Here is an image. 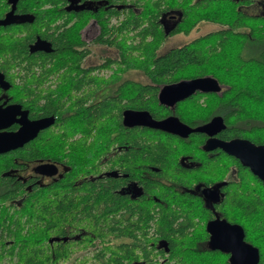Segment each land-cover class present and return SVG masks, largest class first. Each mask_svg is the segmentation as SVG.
I'll list each match as a JSON object with an SVG mask.
<instances>
[{"label":"trees","instance_id":"1","mask_svg":"<svg viewBox=\"0 0 264 264\" xmlns=\"http://www.w3.org/2000/svg\"><path fill=\"white\" fill-rule=\"evenodd\" d=\"M135 4L139 11L136 14L129 10L124 12L118 23L108 22L113 9H109L106 17L103 13L96 17L100 32L95 41L113 45L118 53L116 59L110 57L103 63L108 67L116 62L118 67V72L103 77L104 85L116 83L115 90L120 94L88 108L90 131L95 138H100L101 133L105 138L120 133L122 138L133 139L131 153L137 155V162L151 163L154 172L167 173L170 180L178 177L185 185L193 180H226L220 187L221 197L215 203L216 213L243 228L245 240L258 249L257 264H264V183L248 167L218 149L214 162L201 158V171L189 170L180 166V157L200 153L204 157L206 153L199 146L203 133L180 137L148 127L128 128L121 122V111L125 108L146 109L153 117L172 113L189 126L220 115L226 124L220 137H241L255 144L264 143V14L247 16L228 1L216 2L215 6L209 0H135ZM164 4L175 5L182 12L178 27L168 33L157 24ZM86 20L76 25L70 34L45 35L58 55L69 54L76 65L81 53L84 54L79 28ZM201 20L226 26L159 52L168 35L188 33ZM246 26L248 31H243ZM14 45L26 52L25 40H17ZM130 69L139 71L145 80L122 78ZM202 75L216 78L220 91L194 93L171 110L158 103L157 93L162 85ZM94 152L90 148L89 155ZM2 182L0 179V186ZM171 188L172 184L165 187L168 194L162 195L163 189L154 186L155 199L160 197V202L150 209L137 210V219L127 225H118L114 218L108 219V215L101 217L98 208L89 209L88 221L74 222V236L68 239L65 212L71 200L65 196L59 200L63 207H57V215L47 207L21 205L25 216L0 219V236L6 235L0 239V264H229L225 252L213 250L207 244L205 221L212 216L210 209L189 194ZM13 197V192L0 190V203ZM49 200L48 195L31 193L22 203ZM35 211L46 213L40 217ZM110 211L113 209L105 212ZM122 235H126L125 241L119 244L118 237ZM53 237L58 240H51ZM137 245L140 250L133 248ZM77 250L91 252L70 253Z\"/></svg>","mask_w":264,"mask_h":264},{"label":"flooded vegetation","instance_id":"2","mask_svg":"<svg viewBox=\"0 0 264 264\" xmlns=\"http://www.w3.org/2000/svg\"><path fill=\"white\" fill-rule=\"evenodd\" d=\"M209 1L213 6L216 2L226 1L236 4L237 10L247 16L264 14V0ZM109 9L114 10V14L108 16V22L113 24L118 23L128 10L136 14L139 6L135 4V0H0V72L7 85L4 87L0 84V110L13 112L12 121L0 127V132L16 131L22 124L39 121L33 137L16 148L0 153V179L3 181L0 190L13 192L14 195L9 201L0 203V219L5 216H25L21 205L47 207L55 215L57 207H63L59 200L65 196L71 200L65 212L68 239L74 236L73 223L86 222L89 209L98 208L101 217L106 218L108 215V219L114 218L118 225H127L137 219V210L150 209L160 202V197L155 199L154 186L155 189H163L162 195H167L168 192L164 189L171 184L172 190L187 193L192 199L202 202L206 209H210L212 216L206 219L205 224L215 217L223 218L215 210V203L219 200L213 201L205 197L203 190L214 189L220 199V187L226 180L209 181L210 183L193 180L188 186L180 183L182 180L178 177L170 180L169 174L154 172L152 164L147 161L137 162V155L131 153L132 148L134 149L133 139L122 138L120 133H116L115 137L105 138L103 133L100 138L93 137L88 108L120 94L115 90L116 83L104 85L103 81V77H110L115 71L118 72L116 62L110 63L108 67L103 65L107 58L118 57L117 49L113 45L95 41L100 32L96 17L101 13L106 17ZM89 16L92 17L88 18ZM181 16L179 7L164 4L157 19L158 27L164 33L171 32L178 27ZM84 20L86 22L79 28L84 50H77L84 51V54L81 53V58L76 59V65L69 54L58 55L45 35L70 34ZM211 23L219 25L215 30L226 26L214 21ZM88 26L95 28L89 41L86 40ZM195 27L197 25L193 28ZM242 30L248 31V27ZM17 40L26 41V52L18 50L14 45ZM90 44L106 46L115 55L100 53L97 62H89ZM63 63L66 65L63 66ZM107 70L110 71L108 74L105 72ZM166 107L169 110L175 108ZM169 114L172 113L167 115ZM167 115L154 118L160 119ZM3 120L0 117V121ZM219 133L216 134L217 137L230 139L220 137ZM203 134L204 138L199 146L206 153L204 157L201 153L180 157V166L201 171V158H210L214 162L219 148L204 150L202 145L207 135ZM90 148L95 150L92 155H89ZM189 181L191 177L186 180L187 183ZM175 183H179L178 186ZM31 193L48 195L50 200L22 203ZM106 209L113 211L106 213ZM45 213L46 211H35L40 217L45 216ZM102 219L104 218H100L101 221ZM81 228L79 226V230ZM124 237L126 235L118 237L119 244L125 241ZM1 238H6V235L3 233ZM51 239L58 240L56 237ZM133 248L140 250L138 245ZM88 252L91 251L77 250L70 253L84 255ZM222 252L227 254L228 259L230 252Z\"/></svg>","mask_w":264,"mask_h":264},{"label":"water","instance_id":"3","mask_svg":"<svg viewBox=\"0 0 264 264\" xmlns=\"http://www.w3.org/2000/svg\"><path fill=\"white\" fill-rule=\"evenodd\" d=\"M0 84L4 87L7 86L1 72ZM220 89L218 80L213 76H194L162 85L157 93V99L160 104L173 107L178 101L197 91L218 92ZM12 115L13 112L0 110V117L4 119L0 121V127L8 125L12 121ZM37 123L39 121H32L28 124H22L16 131L0 132V153L16 148L33 137ZM122 123L126 126H146L159 129L180 137H187L194 132L205 133L207 138L202 145L204 150L219 148L235 156L264 183V143L255 144L249 139L241 137H233L227 140L217 137L216 134L225 128L224 120L220 115H214L202 124L189 126L176 115L169 114L156 119L146 109L126 108L122 112ZM203 192L205 197L213 201L219 200V195L214 189H205ZM205 229L209 236V247L213 250L230 252L228 258L230 264H257L258 249L244 240V231L239 224L215 217L207 221Z\"/></svg>","mask_w":264,"mask_h":264},{"label":"rangeland","instance_id":"4","mask_svg":"<svg viewBox=\"0 0 264 264\" xmlns=\"http://www.w3.org/2000/svg\"><path fill=\"white\" fill-rule=\"evenodd\" d=\"M88 27H89V30L87 31L88 35H87L86 40L89 41V37L92 35L95 28L92 26H88ZM217 27H219V25L215 23H211V21L205 22L201 20L198 22L197 27L193 28L188 33L176 32V33H173L172 35H168L166 39L164 40V42L161 44V47L159 48V52L166 50L167 48L171 46H177V45L186 43L190 41L191 39H193L194 37L204 34L207 31L215 30V28ZM90 47H91V55L89 58V62H92V63L98 61V55L100 53H104L105 55H110V56L115 55L114 51L112 49L107 48L106 46L102 47V46L90 44ZM105 72L106 74H108L110 71L107 70ZM122 78H130V79L141 80V81L145 80L143 74H141L139 71L134 70V69H130L124 72L122 74ZM86 264H95V263L88 262Z\"/></svg>","mask_w":264,"mask_h":264},{"label":"bare ground","instance_id":"5","mask_svg":"<svg viewBox=\"0 0 264 264\" xmlns=\"http://www.w3.org/2000/svg\"><path fill=\"white\" fill-rule=\"evenodd\" d=\"M181 101V100H180ZM179 102V101H178ZM151 115V114H150ZM152 116V115H151Z\"/></svg>","mask_w":264,"mask_h":264}]
</instances>
